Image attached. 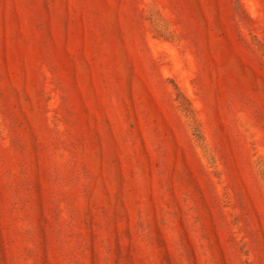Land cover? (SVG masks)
I'll return each instance as SVG.
<instances>
[{"label":"rangeland","instance_id":"rangeland-1","mask_svg":"<svg viewBox=\"0 0 264 264\" xmlns=\"http://www.w3.org/2000/svg\"><path fill=\"white\" fill-rule=\"evenodd\" d=\"M0 264H264V0H0Z\"/></svg>","mask_w":264,"mask_h":264},{"label":"trees","instance_id":"trees-1","mask_svg":"<svg viewBox=\"0 0 264 264\" xmlns=\"http://www.w3.org/2000/svg\"><path fill=\"white\" fill-rule=\"evenodd\" d=\"M159 38H162V36H160ZM173 92H174L175 101L177 102L179 108L183 112V115L187 119L190 118L195 123L196 119H194V111L192 110L189 101L178 91V88L174 85H173ZM193 132H194V136L199 140L200 136L198 131L193 129Z\"/></svg>","mask_w":264,"mask_h":264}]
</instances>
